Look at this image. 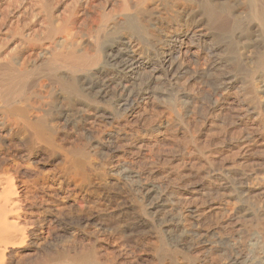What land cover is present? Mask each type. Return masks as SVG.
Segmentation results:
<instances>
[{
	"label": "bare ground",
	"instance_id": "bare-ground-1",
	"mask_svg": "<svg viewBox=\"0 0 264 264\" xmlns=\"http://www.w3.org/2000/svg\"><path fill=\"white\" fill-rule=\"evenodd\" d=\"M0 264H264V0H0Z\"/></svg>",
	"mask_w": 264,
	"mask_h": 264
},
{
	"label": "rangeland",
	"instance_id": "rangeland-1",
	"mask_svg": "<svg viewBox=\"0 0 264 264\" xmlns=\"http://www.w3.org/2000/svg\"><path fill=\"white\" fill-rule=\"evenodd\" d=\"M231 49H225V48H223L219 53H218V58L219 59H223L222 61H225L226 62V65H225V67L224 68H222V71H229V70H232V67H231V65L230 64H228V61H230L231 60ZM230 72V71H229ZM234 75V74H233ZM232 76V75H231ZM232 77H234L235 79H236V81H235V83H237L239 86L240 85H242V78H240V76L239 77H237L236 78V76H232Z\"/></svg>",
	"mask_w": 264,
	"mask_h": 264
}]
</instances>
